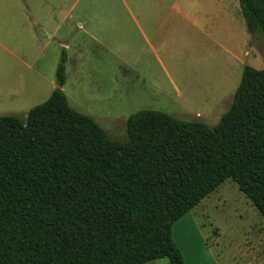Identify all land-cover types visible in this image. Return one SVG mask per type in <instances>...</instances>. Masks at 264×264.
I'll return each instance as SVG.
<instances>
[{
	"label": "trees",
	"instance_id": "1",
	"mask_svg": "<svg viewBox=\"0 0 264 264\" xmlns=\"http://www.w3.org/2000/svg\"><path fill=\"white\" fill-rule=\"evenodd\" d=\"M238 1L264 37V0ZM66 61L47 102L0 116V264H184L173 227L228 179L264 218V69L216 127L143 110L118 141L69 105Z\"/></svg>",
	"mask_w": 264,
	"mask_h": 264
},
{
	"label": "rangeland",
	"instance_id": "2",
	"mask_svg": "<svg viewBox=\"0 0 264 264\" xmlns=\"http://www.w3.org/2000/svg\"><path fill=\"white\" fill-rule=\"evenodd\" d=\"M124 1L138 16L142 31L127 21ZM66 4L68 9L75 5L77 16L62 31L68 48L58 37H42L47 46L42 52L19 51L33 68L10 59L0 66L1 116L24 119L50 99L58 87L57 70L65 51L69 62L63 91L69 105L118 141L127 137L128 119L143 110L216 127L232 106L244 68L264 69V37H250L238 0L226 17L218 13L215 0H66ZM174 6L179 9L173 16ZM237 7L247 35L233 21ZM80 23L82 31L77 29ZM85 29L93 31L95 39ZM35 58H40L37 64ZM194 212L203 236L218 254L230 257L224 264H264V218L232 179ZM174 232L178 240L188 235L181 227Z\"/></svg>",
	"mask_w": 264,
	"mask_h": 264
},
{
	"label": "crops",
	"instance_id": "3",
	"mask_svg": "<svg viewBox=\"0 0 264 264\" xmlns=\"http://www.w3.org/2000/svg\"><path fill=\"white\" fill-rule=\"evenodd\" d=\"M122 3L125 7L129 24L142 31L143 27L138 16L131 11L128 3L126 4L125 1ZM215 4L218 13H224L223 17H226V11L230 5H234V0H215ZM74 9L75 5L68 9L66 0H0V66L3 65L4 60L9 62L10 59V62L22 63L33 68L25 57L19 55V51L21 52L22 50L24 53L32 51L42 52L47 48L42 41V37H49L50 40L58 37L62 44L66 42L67 38L62 36V31L66 29L69 20L73 21L76 19L77 16L73 15ZM172 9L170 14L174 16V13H177L174 10H178L179 7L174 6ZM236 11L237 13L232 15L233 21L238 25V29L247 35L238 7ZM77 29L80 31L84 30L83 24L77 25ZM85 31L95 39L93 31L86 29ZM143 34L145 33L143 32ZM249 34L251 38L258 35ZM47 45L49 46L50 44L48 43ZM63 46L68 48L67 43H64ZM248 47L250 48L249 44ZM250 50L252 51V48ZM39 59L35 58L33 64H37ZM197 207L174 226V228L181 227L184 230V234L188 232L187 236L180 240L176 239L173 228V240L182 253L184 264H224L223 260L228 261L230 257L218 254L217 248L213 247L210 240L203 236L201 224L193 218ZM187 217L191 218L184 220ZM146 264H170V262L168 259H162Z\"/></svg>",
	"mask_w": 264,
	"mask_h": 264
}]
</instances>
